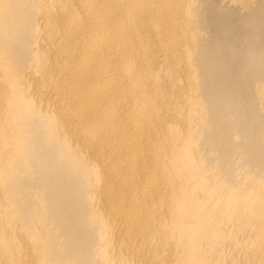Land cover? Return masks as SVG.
I'll list each match as a JSON object with an SVG mask.
<instances>
[{"label":"bare ground","instance_id":"1","mask_svg":"<svg viewBox=\"0 0 264 264\" xmlns=\"http://www.w3.org/2000/svg\"><path fill=\"white\" fill-rule=\"evenodd\" d=\"M0 264H264V0H0Z\"/></svg>","mask_w":264,"mask_h":264}]
</instances>
